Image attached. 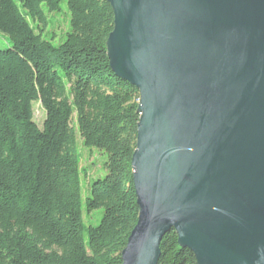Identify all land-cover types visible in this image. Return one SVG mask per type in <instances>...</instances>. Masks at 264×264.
Here are the masks:
<instances>
[{"label": "water", "instance_id": "obj_1", "mask_svg": "<svg viewBox=\"0 0 264 264\" xmlns=\"http://www.w3.org/2000/svg\"><path fill=\"white\" fill-rule=\"evenodd\" d=\"M107 1L140 93L122 264H159L171 230L197 264H264V0Z\"/></svg>", "mask_w": 264, "mask_h": 264}, {"label": "trees", "instance_id": "obj_2", "mask_svg": "<svg viewBox=\"0 0 264 264\" xmlns=\"http://www.w3.org/2000/svg\"><path fill=\"white\" fill-rule=\"evenodd\" d=\"M64 1L71 31L55 47L42 37L44 7L53 14ZM113 29L107 0H0V32L12 42L0 50V264H122L140 211L132 170L140 93L111 69ZM76 131L108 156L85 203ZM84 207L104 210L97 227L86 229ZM161 252L159 264H197L174 230Z\"/></svg>", "mask_w": 264, "mask_h": 264}, {"label": "rangeland", "instance_id": "obj_3", "mask_svg": "<svg viewBox=\"0 0 264 264\" xmlns=\"http://www.w3.org/2000/svg\"><path fill=\"white\" fill-rule=\"evenodd\" d=\"M44 10L48 18V25L42 32L43 40L51 43L55 47H59L66 41L67 35L71 31V13L67 1L61 4L60 11L53 14H49L45 7ZM11 48L12 42L10 38L0 32V50H9ZM34 120L38 127L43 129L46 120V112L40 103L34 104ZM73 122L75 123V116ZM74 123L73 125L75 126ZM76 135L77 152L81 160L80 167L82 169V197L85 203L91 192V184L107 176L105 164L108 161V156L99 149L85 147L78 131H76ZM103 215V209L89 214L84 207V225L86 229L89 230L90 227H97Z\"/></svg>", "mask_w": 264, "mask_h": 264}]
</instances>
